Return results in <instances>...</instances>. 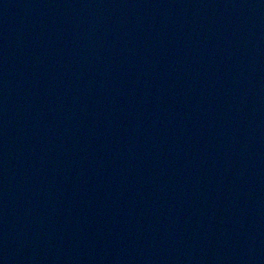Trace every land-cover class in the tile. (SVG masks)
<instances>
[{
  "label": "water",
  "instance_id": "95a60500",
  "mask_svg": "<svg viewBox=\"0 0 264 264\" xmlns=\"http://www.w3.org/2000/svg\"><path fill=\"white\" fill-rule=\"evenodd\" d=\"M0 264H264V0H0Z\"/></svg>",
  "mask_w": 264,
  "mask_h": 264
}]
</instances>
